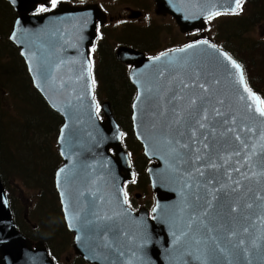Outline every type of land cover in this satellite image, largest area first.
<instances>
[{
  "label": "water",
  "instance_id": "95a60500",
  "mask_svg": "<svg viewBox=\"0 0 264 264\" xmlns=\"http://www.w3.org/2000/svg\"><path fill=\"white\" fill-rule=\"evenodd\" d=\"M48 1L5 0L17 13L9 41L34 89L63 120L55 189L76 255L89 264H264V116L257 111L264 108L240 63L205 41L152 60L119 51L134 66V134L154 162L147 170L156 194L152 218L136 214L124 196L135 175L123 132L108 103L103 120L97 113L89 49L103 19L94 7L67 4L32 15ZM155 3L183 33L204 29L210 14L234 15L236 7L235 0ZM221 53L240 65L243 83ZM0 264H54L44 243L19 231L1 176Z\"/></svg>",
  "mask_w": 264,
  "mask_h": 264
},
{
  "label": "rangeland",
  "instance_id": "374dc122",
  "mask_svg": "<svg viewBox=\"0 0 264 264\" xmlns=\"http://www.w3.org/2000/svg\"><path fill=\"white\" fill-rule=\"evenodd\" d=\"M251 1L253 3L254 0ZM12 13H6L0 8V155L4 164L2 176L12 202L15 221L21 231L39 240L38 243H44L46 248L48 246L60 263L68 264L67 259H70L74 264H83L73 252L72 235L66 228L64 229L61 210L59 214L58 195L53 189V177H50L63 164L56 143L63 121L58 116L51 118L42 111L34 92L31 93L32 97L25 89L23 96L20 93L24 91L22 87L28 85L29 81L24 72L25 64L19 50L13 44L15 49L10 46L9 36L17 19V13L15 11ZM228 17L219 16L211 19L199 33L206 35L207 39L221 48L233 47L237 41L229 38L231 28ZM106 21L105 19L103 25ZM167 21L171 23V26L166 28L174 31V21L170 19ZM156 22L161 23L162 20ZM183 34L186 35L188 32ZM179 38L176 33V39ZM243 38L247 46L245 45L240 52V59H236L243 66L250 87L257 93L259 91L264 100V61L259 59L264 57V42H262L264 21H261L251 32L243 34ZM251 42L260 43L259 47L263 53L250 51ZM179 43L184 44L185 38L181 36ZM113 48L114 45L112 50ZM107 49L110 52L111 44ZM105 55L106 57L100 60L104 62L106 70L111 72V77L104 79L99 74V79L96 80L97 100L100 105L103 103L110 105L116 123L124 132L123 142L132 155L135 169L140 173L139 182L146 184L148 183L146 173L148 163L144 161L146 158L142 147L136 143L131 121V105L135 87L130 78L129 80L124 78L119 67L111 63V54L105 53ZM31 89L37 92L33 85ZM17 94L20 95L19 100L16 97ZM43 102L45 103L44 100ZM8 139L9 141L6 142ZM13 141L18 143L15 145ZM19 172L27 173V175ZM135 190L136 188L133 193L139 192Z\"/></svg>",
  "mask_w": 264,
  "mask_h": 264
},
{
  "label": "flooded vegetation",
  "instance_id": "af4514ba",
  "mask_svg": "<svg viewBox=\"0 0 264 264\" xmlns=\"http://www.w3.org/2000/svg\"><path fill=\"white\" fill-rule=\"evenodd\" d=\"M63 3L78 8L87 6L95 7L104 15V20H107L105 25L99 24L97 30L98 39L95 46L90 50L91 73L95 81L96 92L98 89L96 80L99 79V74L101 75L100 77L104 79L111 77V72L106 70L104 62L100 60V58L106 57L105 53L108 55L111 54V63L118 66L123 77L129 80L133 66L122 62L118 58V51L120 49L131 50L137 54H142L147 59H153L169 52L182 49L201 39L209 40L206 35L200 34L197 29L184 35L172 16L158 14L157 5L154 0H58L55 8L52 7L51 0H49L44 5L42 4L38 7L36 15L41 16L54 12L57 10L58 6ZM41 9L48 10L42 11ZM167 19L174 21V31H169L166 28V26H171V23L167 21ZM158 20H162V22L157 23L156 21ZM176 33L179 35V39H176ZM181 36L185 38L184 44L179 43ZM112 43L114 45L113 50ZM110 44L111 50L108 52L107 48ZM148 166H150L149 162ZM133 170L135 173V180L131 183H126L124 186L127 206L136 214H138L140 210L147 211L152 218L151 213L155 207L156 194L152 190L149 178L148 183L140 184V175L134 166ZM134 188L139 190V192L133 193ZM70 234L74 242V235L72 233ZM30 240L34 243L39 242V240L36 239ZM47 249L54 263L62 264L48 246ZM73 252L83 264H89L80 256L76 255L74 246ZM67 261L68 264H74L70 259H67Z\"/></svg>",
  "mask_w": 264,
  "mask_h": 264
},
{
  "label": "trees",
  "instance_id": "16d2710c",
  "mask_svg": "<svg viewBox=\"0 0 264 264\" xmlns=\"http://www.w3.org/2000/svg\"><path fill=\"white\" fill-rule=\"evenodd\" d=\"M0 8L3 9L4 12H6V13L13 14L12 12H14V11H12L13 9L10 7V5L8 3H6L4 0H0ZM228 19L230 20L228 22V24L230 25V28H231V30L229 32V38L231 40L237 41V43L234 44L233 47H229L228 49H226L224 47L223 48L226 51H228L235 59L236 58L240 59V57H239L240 52L242 51V49L244 48L245 45L247 46V44L244 43L245 41H244V38H243V34H247V33L251 32L254 28L257 27V25L261 21H264V0H254L253 3H252L251 0H244V2L242 4V7H241V12L238 15L229 16ZM262 42H264V40H262ZM259 44L260 43L256 44L254 42H251V44L249 45V50L250 51H255V52L258 51V54H262L263 51L259 47ZM10 46H11L12 49H15L14 46L12 45V43H11ZM259 59L264 61V57H260ZM23 67H24L25 75H26V77H27V79L29 81V84L25 85V87H22V90L25 89L26 91H28V93H29V95L31 97H32L31 93L34 92L35 95L38 97V99H36V101L38 103V106L42 109V111H44L46 114H48L51 118H56V116H58V115L56 113H54L48 107V105L46 103L43 102L42 98L37 94V92H35L34 90L31 89L32 83H31L30 77L27 74V70H26L25 65H23ZM11 78H13V75H11ZM25 90L20 92L22 96L24 95ZM258 93H260V92L258 91ZM16 97H17L18 100L20 99V95L17 94ZM8 141H9V139L6 140V142H8ZM17 143H18L17 141H13V144L16 145ZM136 143H138V142H136ZM139 145L140 144L138 143V146ZM21 146H23V145L21 144ZM30 151H32V150H30ZM3 168H4V164H3V161H2V157L0 155V176H1V179H2V181L4 183V185H5V188L7 190V186L5 184V180H4L3 176H2ZM16 172H18V171H16ZM19 173L27 175V173H24V172H19ZM54 174H55V172H54ZM54 174H53V176L52 175L50 176L51 178L53 177L52 178L53 179V184H52L53 185V189H54ZM7 192H8V190H7ZM8 197H9V194H8ZM57 200H58V197H57ZM9 201H10V205H11V208H12V202H11L10 198H9ZM60 210L61 209H59V214H60ZM12 211L14 213V209H12ZM61 221L63 222L64 229H65L66 226H65L64 218H63V220L61 219ZM17 226L19 227V231L22 233V235H24L25 237H27L29 239H33V238L29 237L28 235H25L21 231V228H20V226L18 224H17Z\"/></svg>",
  "mask_w": 264,
  "mask_h": 264
},
{
  "label": "snow or ice",
  "instance_id": "6c2138e0",
  "mask_svg": "<svg viewBox=\"0 0 264 264\" xmlns=\"http://www.w3.org/2000/svg\"><path fill=\"white\" fill-rule=\"evenodd\" d=\"M57 2H58V0H51V5H52L53 8L56 7ZM235 5H236V7H235L234 9H232V14H237V9H240V8H241V6H242V5H241V0H235ZM41 10H42V11H47L48 9H41ZM211 15H220V13L217 12V13L210 14V18H211ZM14 38H15V37L13 36V39H14ZM204 43H207V41H205ZM189 47H192V45H189ZM210 47H211V45H210ZM180 51H184V50L181 49ZM221 55L224 56V59H225L226 61H228V62L232 65L233 68H235L238 72L241 73V75H240V82L243 83V82H244V78H243L242 71H241V69H240V65L236 64L235 61H232L231 58L228 57L226 54L221 53ZM156 59H160V57H157ZM93 83H94V81H93ZM188 86H189V85H187V84L184 85V87H188ZM199 87L202 88V89H204L205 91H207V89L205 88V86H204L203 84H200ZM245 91L248 92V95H249L250 97H252L253 99L259 100L258 97H255V96L251 93V91L247 88L246 84H245ZM195 103H196V101H195V99H193V100L191 101V104L195 105ZM261 103H264V101H261ZM257 111H259V113H260L261 116H264V109H257ZM177 115H179V114L177 113ZM203 118L206 120V119H207V116H204ZM177 123H179V120H177ZM200 127L203 128V127H204V124H200ZM229 131H231V130L229 129ZM205 139H207V137H205ZM237 139H239V137H237ZM183 147H187V145L185 144V145H183ZM205 147H207V145H205ZM61 172H63V169L61 170ZM201 174H203V173H201ZM125 195H126V194H125ZM249 207H250V205H249ZM232 211H236V209L233 208ZM205 215H207V213H205ZM193 219H194V218H193ZM70 226H71V224H70ZM189 228H191V224L189 225ZM208 231L211 232L212 229L209 228ZM244 231L247 232V229H244ZM233 235H235V233H233ZM194 242H195L196 244L206 243V241H203V240H195ZM239 243L242 245V244L244 243V241L241 240Z\"/></svg>",
  "mask_w": 264,
  "mask_h": 264
},
{
  "label": "bare ground",
  "instance_id": "6f19581e",
  "mask_svg": "<svg viewBox=\"0 0 264 264\" xmlns=\"http://www.w3.org/2000/svg\"><path fill=\"white\" fill-rule=\"evenodd\" d=\"M64 218V217H63ZM64 222H65V220H64ZM65 226H66V223H65ZM66 229H67V226H66ZM67 231H68V229H67ZM69 232V231H68Z\"/></svg>",
  "mask_w": 264,
  "mask_h": 264
}]
</instances>
